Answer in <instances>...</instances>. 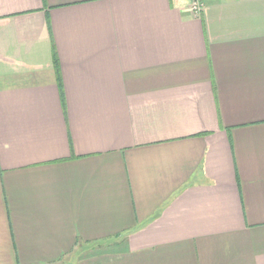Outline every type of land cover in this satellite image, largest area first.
Here are the masks:
<instances>
[{
  "label": "crops",
  "instance_id": "1",
  "mask_svg": "<svg viewBox=\"0 0 264 264\" xmlns=\"http://www.w3.org/2000/svg\"><path fill=\"white\" fill-rule=\"evenodd\" d=\"M203 2L0 0V264H264V0Z\"/></svg>",
  "mask_w": 264,
  "mask_h": 264
},
{
  "label": "built area",
  "instance_id": "2",
  "mask_svg": "<svg viewBox=\"0 0 264 264\" xmlns=\"http://www.w3.org/2000/svg\"><path fill=\"white\" fill-rule=\"evenodd\" d=\"M192 13L194 17H199L204 11L203 0H192Z\"/></svg>",
  "mask_w": 264,
  "mask_h": 264
},
{
  "label": "trees",
  "instance_id": "3",
  "mask_svg": "<svg viewBox=\"0 0 264 264\" xmlns=\"http://www.w3.org/2000/svg\"><path fill=\"white\" fill-rule=\"evenodd\" d=\"M55 63H56V66L58 67V61H57V58L55 59Z\"/></svg>",
  "mask_w": 264,
  "mask_h": 264
}]
</instances>
